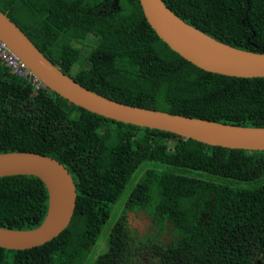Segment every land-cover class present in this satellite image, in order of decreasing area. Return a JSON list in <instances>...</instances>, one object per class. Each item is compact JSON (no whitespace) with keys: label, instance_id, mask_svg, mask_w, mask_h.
<instances>
[{"label":"trees","instance_id":"16d2710c","mask_svg":"<svg viewBox=\"0 0 264 264\" xmlns=\"http://www.w3.org/2000/svg\"><path fill=\"white\" fill-rule=\"evenodd\" d=\"M99 1L0 0V9L54 64L99 94L264 127V77L204 70L158 36L140 0H119L107 12L93 7ZM164 1L216 39L264 51V0ZM14 151L62 162L78 197L64 231L36 247H0V264H264V150L209 145L99 115L35 89L0 61V153ZM48 205L38 176L0 177V226L35 228ZM130 210H146L162 228L169 220L171 243L138 238Z\"/></svg>","mask_w":264,"mask_h":264},{"label":"water","instance_id":"95a60500","mask_svg":"<svg viewBox=\"0 0 264 264\" xmlns=\"http://www.w3.org/2000/svg\"><path fill=\"white\" fill-rule=\"evenodd\" d=\"M144 14L171 49L198 67L239 77H264V51L232 46L191 25L164 0H140ZM0 39L23 60L48 89L91 112L138 126L157 128L209 145L264 150V127L196 118L116 101L73 79L54 64L28 35L0 9ZM36 175L45 183L49 205L44 221L31 229L0 226V247L28 249L52 240L70 224L77 187L69 169L56 158L37 152L0 153V177Z\"/></svg>","mask_w":264,"mask_h":264},{"label":"flooded vegetation","instance_id":"af4514ba","mask_svg":"<svg viewBox=\"0 0 264 264\" xmlns=\"http://www.w3.org/2000/svg\"><path fill=\"white\" fill-rule=\"evenodd\" d=\"M88 3L91 1H97V0H84ZM105 0H100L96 4L93 5V7H99V5H102V7H99L101 11L107 12L108 9H116L119 7V0H108L109 3H103ZM92 8V7H91ZM27 17L24 15L22 16V21L27 22ZM128 224L132 230V232L137 233V237L143 240L145 243L147 242L146 239L156 237L158 236L161 238L165 245H168L171 243V238L175 237L173 234V225L169 220L165 221L164 228L161 227L159 221L153 220L152 216L146 211V210H140V211H128ZM177 238V237H176ZM104 245L98 248V251L102 250ZM148 251L142 252V256L145 258L144 260L150 261L149 256L151 254V249L146 248ZM157 262V261H156ZM155 262V263H156ZM257 264H259L257 262Z\"/></svg>","mask_w":264,"mask_h":264},{"label":"built area","instance_id":"2783aa9c","mask_svg":"<svg viewBox=\"0 0 264 264\" xmlns=\"http://www.w3.org/2000/svg\"><path fill=\"white\" fill-rule=\"evenodd\" d=\"M0 61L9 67L13 73L30 81L35 89L47 88L43 81L1 39Z\"/></svg>","mask_w":264,"mask_h":264},{"label":"rangeland","instance_id":"374dc122","mask_svg":"<svg viewBox=\"0 0 264 264\" xmlns=\"http://www.w3.org/2000/svg\"><path fill=\"white\" fill-rule=\"evenodd\" d=\"M84 49H85V51L87 52V49H88V44H86L85 46H84ZM112 221V219L110 220V222ZM110 222H109V224H110ZM109 224H107V226H106V228L109 226ZM105 228V229H106Z\"/></svg>","mask_w":264,"mask_h":264}]
</instances>
